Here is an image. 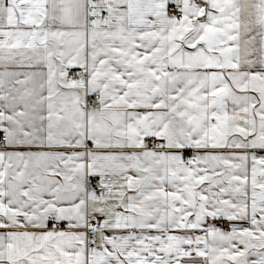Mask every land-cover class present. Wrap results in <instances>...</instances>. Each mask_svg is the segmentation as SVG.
Wrapping results in <instances>:
<instances>
[{
  "label": "snow or ice",
  "instance_id": "6c2138e0",
  "mask_svg": "<svg viewBox=\"0 0 264 264\" xmlns=\"http://www.w3.org/2000/svg\"><path fill=\"white\" fill-rule=\"evenodd\" d=\"M0 264H264V0H0Z\"/></svg>",
  "mask_w": 264,
  "mask_h": 264
}]
</instances>
